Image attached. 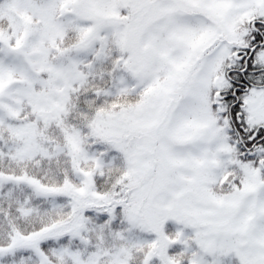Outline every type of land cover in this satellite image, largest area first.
Returning <instances> with one entry per match:
<instances>
[{
    "label": "snow or ice",
    "instance_id": "1",
    "mask_svg": "<svg viewBox=\"0 0 264 264\" xmlns=\"http://www.w3.org/2000/svg\"><path fill=\"white\" fill-rule=\"evenodd\" d=\"M0 264H264V0H0Z\"/></svg>",
    "mask_w": 264,
    "mask_h": 264
}]
</instances>
